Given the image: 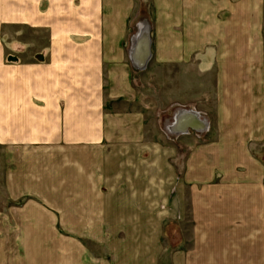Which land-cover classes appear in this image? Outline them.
I'll return each instance as SVG.
<instances>
[{
	"label": "crops",
	"instance_id": "crops-1",
	"mask_svg": "<svg viewBox=\"0 0 264 264\" xmlns=\"http://www.w3.org/2000/svg\"><path fill=\"white\" fill-rule=\"evenodd\" d=\"M146 1L150 57L133 78L129 25ZM263 27L264 0H0V264L264 257V201L248 197L264 184L252 153L264 143V114L253 91L227 88L238 71L220 74L208 141L152 139L142 104L127 110L146 81L160 80L154 65L185 64L211 41L236 49L231 66L242 65L249 57L238 50ZM130 49L137 60L147 52ZM109 100L123 110L112 113Z\"/></svg>",
	"mask_w": 264,
	"mask_h": 264
},
{
	"label": "rangeland",
	"instance_id": "rangeland-1",
	"mask_svg": "<svg viewBox=\"0 0 264 264\" xmlns=\"http://www.w3.org/2000/svg\"><path fill=\"white\" fill-rule=\"evenodd\" d=\"M144 7L146 11L141 13V15L139 11L136 12L130 22V36L128 40L130 48L134 43V36L138 33L137 25H140V22L143 23L142 26L148 27L149 25L150 29L153 28V9L150 2L146 1ZM255 37L257 40L254 41L252 48L238 50V55H240V57H249L248 60L242 61L245 62L242 65L238 64L236 66H231L232 59L237 50L229 47L226 48L227 45H225V43L222 48H219V41L216 46L210 45L211 41L206 48L198 51L195 50L191 58L185 64L168 67L159 66L158 70H156L157 66L154 65L153 70L162 74L160 75V80L146 81L142 93L140 92L136 99L130 101L129 104L127 103V110H132L133 107L131 105L135 103L138 105L142 104L143 110L148 113L146 115L145 128H143L145 135L152 139L156 138L158 141L163 140L175 145H180L182 142H180V138L184 136L168 139L164 131L165 125L171 122L176 109L183 105L189 109L201 111L207 116L211 124V131L203 138H198L194 133L187 136L201 142L208 141L209 137L214 133L211 110L217 105V94L220 90L221 82L223 83L220 74L229 73L231 67V70L238 71L239 80L236 82H227V88H232L233 84L236 83L240 88L243 87L253 91L257 96L256 100L258 104L261 106L260 112L263 110L264 114V27L263 31ZM221 39L222 41L226 40V38L222 37L220 40ZM130 48H128L129 64L127 67L131 76L135 78L137 77L136 74L142 72L134 69L133 66L135 63L132 59V49ZM207 57L210 58L211 62L209 66L205 67L203 60H206ZM149 68H151V66H148L145 72L148 70L150 71ZM132 87H134L133 84ZM179 97L182 104L179 103L180 105H178V103H176L170 105L167 109H162L161 106H163L164 103L166 104L170 100H179ZM107 104V107L111 109L112 113L117 112L119 109L123 110L124 107V103L121 101L109 100ZM154 108L155 110L157 108L160 109L155 117L149 114ZM155 118L157 119L156 121H154ZM252 153L264 166V143L252 145ZM4 154L5 150L0 146V159H2V157L5 158ZM0 165H3L5 168L6 162L4 161ZM248 197L250 200L264 201V184H262V182H260V184L255 182L254 186H249ZM181 238L182 235L180 233L172 237L171 245H175L177 240H182ZM257 243L263 244L264 241L260 240L257 241ZM261 260H264V257H256L255 264H259Z\"/></svg>",
	"mask_w": 264,
	"mask_h": 264
},
{
	"label": "built area",
	"instance_id": "built-area-1",
	"mask_svg": "<svg viewBox=\"0 0 264 264\" xmlns=\"http://www.w3.org/2000/svg\"><path fill=\"white\" fill-rule=\"evenodd\" d=\"M143 23L140 22V25H137L138 33L142 27ZM149 28V37H150V26ZM137 33V34H138ZM136 34V35H137ZM135 38V36H134ZM134 69L140 71L141 68L137 67L136 65L133 66ZM185 113V115H190L189 118L194 121L196 128L193 126H190L189 122H186V126L182 122V125H179L176 120V115L179 113ZM210 122L205 116V114L201 111L195 110V109H189L188 107H178L171 119V122H168L167 125H165V131L164 134L168 139H172L173 137L179 138L181 136H187L191 133H194L198 138H203L205 135H207L211 131Z\"/></svg>",
	"mask_w": 264,
	"mask_h": 264
},
{
	"label": "bare ground",
	"instance_id": "bare-ground-1",
	"mask_svg": "<svg viewBox=\"0 0 264 264\" xmlns=\"http://www.w3.org/2000/svg\"><path fill=\"white\" fill-rule=\"evenodd\" d=\"M151 43V38L149 37V28L147 26H142L139 33L135 36L134 38V44H135V51L136 49H139V46L145 47L147 46V52L140 51L138 56L139 60L136 59V56H132V59L135 63V65L141 69H144L147 65V60L149 59L150 55L149 54V47ZM141 57V58H140ZM190 115H185V113H179L176 115V120L178 122H182L184 126H186V122H189L191 124L190 126H193L196 128V125L194 121H192L189 118ZM182 123H178L179 125H182Z\"/></svg>",
	"mask_w": 264,
	"mask_h": 264
}]
</instances>
